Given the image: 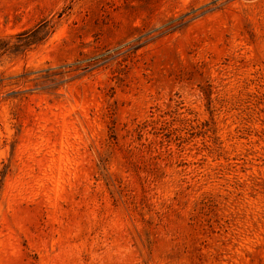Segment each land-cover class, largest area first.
Here are the masks:
<instances>
[{
	"label": "rangeland",
	"instance_id": "obj_1",
	"mask_svg": "<svg viewBox=\"0 0 264 264\" xmlns=\"http://www.w3.org/2000/svg\"><path fill=\"white\" fill-rule=\"evenodd\" d=\"M0 264H264V0H0Z\"/></svg>",
	"mask_w": 264,
	"mask_h": 264
}]
</instances>
